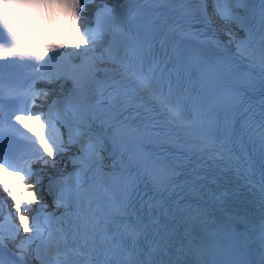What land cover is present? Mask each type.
<instances>
[{
  "label": "snow or ice",
  "instance_id": "6c2138e0",
  "mask_svg": "<svg viewBox=\"0 0 264 264\" xmlns=\"http://www.w3.org/2000/svg\"><path fill=\"white\" fill-rule=\"evenodd\" d=\"M73 4L0 24V264H264V0Z\"/></svg>",
  "mask_w": 264,
  "mask_h": 264
},
{
  "label": "clouds",
  "instance_id": "9594fccd",
  "mask_svg": "<svg viewBox=\"0 0 264 264\" xmlns=\"http://www.w3.org/2000/svg\"><path fill=\"white\" fill-rule=\"evenodd\" d=\"M73 7V4L60 2L0 0V24L10 23L17 27L25 35L26 43L33 46L63 43L65 38L74 41L77 37L58 23V18L70 16Z\"/></svg>",
  "mask_w": 264,
  "mask_h": 264
}]
</instances>
